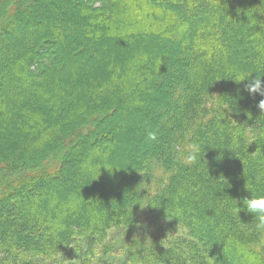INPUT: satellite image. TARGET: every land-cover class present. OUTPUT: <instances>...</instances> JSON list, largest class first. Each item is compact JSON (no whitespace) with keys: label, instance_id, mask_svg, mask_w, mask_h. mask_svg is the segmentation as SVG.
<instances>
[{"label":"trees","instance_id":"trees-1","mask_svg":"<svg viewBox=\"0 0 264 264\" xmlns=\"http://www.w3.org/2000/svg\"><path fill=\"white\" fill-rule=\"evenodd\" d=\"M261 13L262 0H0V253L264 264V233L234 215L249 179L264 186V96L245 90L264 75ZM195 122L221 149L169 176ZM157 220L185 232L162 240Z\"/></svg>","mask_w":264,"mask_h":264},{"label":"clouds","instance_id":"clouds-1","mask_svg":"<svg viewBox=\"0 0 264 264\" xmlns=\"http://www.w3.org/2000/svg\"><path fill=\"white\" fill-rule=\"evenodd\" d=\"M262 3H264V0H262ZM261 14H264V13H261ZM250 74L244 73V72H235L227 79H231L239 84L240 82L248 79L250 77ZM262 76L264 75L257 74L255 79L250 80V82L245 85V90L250 95L258 94L260 96H264V82H262L261 80ZM258 108L261 110L262 114L257 119V121L264 123V120H261V118H264V100H261L259 102ZM226 110L229 113L233 111L232 107L230 106ZM224 116L226 118V111L224 113ZM227 118H231V116H228ZM198 127H199L198 122L190 123L185 126L182 134L184 135L186 141H188L186 144V149L181 148L179 145H177L176 149L172 152L171 154L172 172L169 173V176L174 175L183 169H192L196 167L201 162V160H204V155L207 150V147L219 148V147H215L210 142L205 143L202 140H200L199 137L197 136ZM147 138L149 140L155 141L157 139L156 132L149 131L147 133ZM223 149L231 150L230 148H227V147ZM261 179H262V176L257 175L255 177V180L249 179L246 182L245 189L251 194V196L250 198L245 197L241 201H239V203L243 205L242 208L237 207L238 201L234 199V207L238 209V211H236L234 215L238 217V213L240 211H245L246 213L251 214L253 217V221L252 223H250L252 225V230L256 232L264 233V186L261 185ZM169 188H170V180L169 178L165 177L158 184V188H157L158 193L162 199L168 198L170 194ZM173 217L179 220L178 216H172L171 218H168V219L171 220ZM146 241L147 239H145L143 242H146ZM143 242L140 240L139 236H137V240L134 241V243L130 245L140 244ZM129 251L135 254L137 249L136 247H130ZM146 260L148 261V264H162V261H158L156 259L154 251L152 255L146 256Z\"/></svg>","mask_w":264,"mask_h":264},{"label":"rangeland","instance_id":"rangeland-1","mask_svg":"<svg viewBox=\"0 0 264 264\" xmlns=\"http://www.w3.org/2000/svg\"><path fill=\"white\" fill-rule=\"evenodd\" d=\"M4 45L6 46L7 45V42H5ZM0 66H1V64H0ZM144 212L145 211H143L142 213H144ZM144 219H147V218L144 217ZM149 228L151 229V231H152V233L154 235H158V237H160L162 240L163 239H168V238L175 239L176 236H178V235L182 234L183 232H185V229L183 227L181 228L180 226H176L173 223L167 222L165 220H157V221H155L154 224L152 222V223L149 224ZM112 233H113V236L114 237L119 238L120 235H119V232L118 231L114 230V231H112ZM119 250H123V249L120 246H118L116 248V251H119ZM70 251H73V249H71ZM73 252H69V254L66 255L63 258L65 263L67 262V264L68 263L69 264L70 263H73L74 264L76 262L75 260L77 259V254L76 253H73ZM99 252H100V248H99L98 251H96V255ZM31 258H33V255L31 253L26 255V260H32ZM17 259H19V257H16V259H15L10 254L7 255L4 252L0 253V264H6V263H10V264H22L23 263L22 262L23 260H21V259L20 260H17ZM38 260L40 261V259H38Z\"/></svg>","mask_w":264,"mask_h":264}]
</instances>
